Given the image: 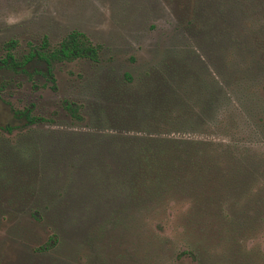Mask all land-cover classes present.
Wrapping results in <instances>:
<instances>
[{
    "label": "rangeland",
    "instance_id": "rangeland-1",
    "mask_svg": "<svg viewBox=\"0 0 264 264\" xmlns=\"http://www.w3.org/2000/svg\"><path fill=\"white\" fill-rule=\"evenodd\" d=\"M72 32L0 71V264H264V0H0V59Z\"/></svg>",
    "mask_w": 264,
    "mask_h": 264
},
{
    "label": "trees",
    "instance_id": "trees-1",
    "mask_svg": "<svg viewBox=\"0 0 264 264\" xmlns=\"http://www.w3.org/2000/svg\"><path fill=\"white\" fill-rule=\"evenodd\" d=\"M100 50L98 47L94 46L85 35L79 32H72L67 35L61 44L51 50L43 49H31L26 54H16L12 51L11 48L7 50V53L3 59H0V71L1 70H12V71H21L28 76L32 74H39L36 69L31 73L29 72V67L41 65L44 68L43 75L46 78L53 79L51 73V66L55 61L68 60L72 61L75 59H87L92 62L98 61ZM264 92V90H263ZM66 110L70 114H76V109L72 104H65ZM29 109L24 112V115L28 117ZM29 122L35 121L33 118H29ZM166 153L161 152L160 157H164ZM165 160V159H164ZM150 165L153 166L154 170L156 165L153 164V161L149 158ZM164 163L162 164V166ZM165 173H157V183L161 184Z\"/></svg>",
    "mask_w": 264,
    "mask_h": 264
}]
</instances>
